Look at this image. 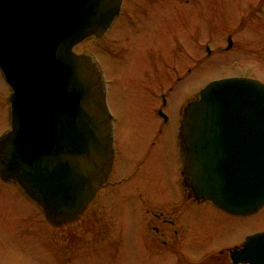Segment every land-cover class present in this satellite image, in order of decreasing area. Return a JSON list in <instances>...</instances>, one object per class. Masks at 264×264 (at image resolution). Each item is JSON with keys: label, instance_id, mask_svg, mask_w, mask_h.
I'll return each instance as SVG.
<instances>
[{"label": "water", "instance_id": "water-1", "mask_svg": "<svg viewBox=\"0 0 264 264\" xmlns=\"http://www.w3.org/2000/svg\"><path fill=\"white\" fill-rule=\"evenodd\" d=\"M122 0H0V69L11 88L10 130L0 137V177L16 182L45 218H78L113 164V121L96 61L73 49L97 38ZM232 46L228 39L227 50ZM183 182L197 200L233 215L264 206V84L210 82L178 127ZM236 262L264 264V232Z\"/></svg>", "mask_w": 264, "mask_h": 264}, {"label": "flooded vegetation", "instance_id": "flooded-vegetation-1", "mask_svg": "<svg viewBox=\"0 0 264 264\" xmlns=\"http://www.w3.org/2000/svg\"><path fill=\"white\" fill-rule=\"evenodd\" d=\"M155 2L158 1L123 0L110 28L100 38H93L101 43L111 35V46L124 42L128 55L137 41L162 34L165 27L163 5ZM175 38L173 40L178 44L180 40ZM107 44L110 47L109 42ZM188 54L191 61L192 52ZM93 57L104 78L106 102L114 125L112 170L78 218L61 226L48 222L42 210L16 183L0 177V192L4 184H8L18 193L19 201L14 199L15 203L20 202L24 207L16 236L20 246L24 245L23 248L26 247L40 264H250L236 262L233 255L243 250L248 237L264 232V207L251 215H232L208 201L197 200L182 182L178 141L175 153L178 163L157 169V173L166 174L179 187L176 201L148 199L139 186L140 172L146 174L149 165L154 166L159 158V153H152L157 151L158 146L154 147V144L161 130L151 147L138 151L139 155L132 154L126 162V169L116 173L120 147L117 123L130 115L135 88L131 80L125 84L126 88L118 87L122 86V82H117L118 75L111 77L115 79L116 85H113L104 72L105 65ZM112 60L111 65L115 61V65L119 64L120 59L114 50ZM162 68H176L174 72H179V65H164ZM176 80H181L177 74L174 85L163 89L150 83L139 85L137 91L147 99L144 102L148 104L150 119L157 117L159 123L168 120L164 110L173 96L170 95ZM0 81H4L1 70ZM10 92L9 89V95ZM197 97V94H190L185 98L179 106V120L184 107ZM9 129L10 104L7 99L5 105L4 92L0 88V137ZM122 173L126 175L117 181L112 180ZM60 228H68L63 232V243L54 235Z\"/></svg>", "mask_w": 264, "mask_h": 264}, {"label": "rangeland", "instance_id": "rangeland-1", "mask_svg": "<svg viewBox=\"0 0 264 264\" xmlns=\"http://www.w3.org/2000/svg\"><path fill=\"white\" fill-rule=\"evenodd\" d=\"M157 1L155 3L163 5L165 27L162 34L137 41L128 55L125 54L124 42L111 46V35L106 38L108 41L101 40V43L94 38L85 40L74 50L76 53L88 52L100 60L113 85L116 83L111 77L118 75L117 82H122V86L118 87L126 88L125 84L131 80L135 88L130 115L117 123L120 147L116 173L126 169V162L132 154L139 155L138 151L151 147L161 130L154 144V147L158 146L157 151L152 153H159V158L154 166L149 165L146 174L140 172L139 186L148 199L173 202L178 199L179 187L166 174L157 173V169H166L167 165L178 163L175 160L180 121L178 113L185 98L190 94L198 95L210 82L226 77H249L264 83V0ZM174 37L180 40L178 44ZM229 37L232 47L226 50ZM104 49L108 52H103ZM113 50L120 59L118 65H115L116 61L111 65ZM189 52H192L191 61ZM164 65H179V72H174L176 68L161 69ZM189 68L191 72L188 75ZM176 74L181 80H176L170 95L173 96L164 110L168 120L159 123L157 117L150 119L148 104L144 102L147 99L137 91L139 85L150 83L151 86L159 85V89L169 88L174 85ZM0 88L7 105L9 87L5 81H0ZM7 111L8 108L6 116ZM125 175L114 176L112 180L117 181ZM14 199L19 201L18 193L4 184L0 192V264H40L16 240L21 226L20 213L24 207L20 202L15 203ZM67 230L60 228L54 234L60 243H63V232Z\"/></svg>", "mask_w": 264, "mask_h": 264}]
</instances>
